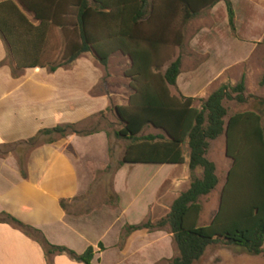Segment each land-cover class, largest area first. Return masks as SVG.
I'll use <instances>...</instances> for the list:
<instances>
[{
  "label": "crops",
  "instance_id": "obj_1",
  "mask_svg": "<svg viewBox=\"0 0 264 264\" xmlns=\"http://www.w3.org/2000/svg\"><path fill=\"white\" fill-rule=\"evenodd\" d=\"M230 2L234 27L221 0L185 24L181 44L169 35L162 51L170 56L163 70L181 57L171 93L193 97L196 108L222 84L246 77L245 64L253 69L264 59V0ZM78 3L0 0V214L39 231L0 221V264H87L76 255L89 247L92 264H166L177 256L170 226H131L155 224L171 211L190 186V151L183 145L181 164L122 163L127 143L111 142L107 128L89 127L110 106L128 104L131 58L120 34L138 29L119 16L118 3L117 18L97 30L101 40L84 49ZM99 55H109L106 65ZM110 69L123 73L121 83L106 78ZM67 124L96 130L39 134ZM217 210L204 223L202 205L199 223L209 224ZM41 236L76 255L47 254Z\"/></svg>",
  "mask_w": 264,
  "mask_h": 264
},
{
  "label": "trees",
  "instance_id": "obj_2",
  "mask_svg": "<svg viewBox=\"0 0 264 264\" xmlns=\"http://www.w3.org/2000/svg\"><path fill=\"white\" fill-rule=\"evenodd\" d=\"M24 1V0H23ZM221 0H79V25L84 41L83 48H92L101 39L97 33L103 20L118 16V3L123 6L119 16L126 25L134 22L137 32H129L120 48L129 53L131 67L125 74L130 78L133 90L127 105H112L107 110L116 113L121 127L115 131L119 139L127 141L122 163L181 164L184 162L183 145L190 149V186L174 201L171 211L157 224L151 222L131 226L163 227L169 225L178 249V255L167 264H195L208 246L216 243L243 248L252 255L264 254V128L261 107L264 99L255 97L259 110L248 109L228 115L225 100L244 103L245 77L236 85L222 84L201 103L194 106L193 97L171 93L180 73L181 57L163 66L170 56L162 54L169 43L171 24L178 11H182V23L186 24L204 9ZM227 3L229 21L234 27V10ZM150 28V30H145ZM178 44L182 31L172 35ZM74 57H72L73 59ZM109 55H99L106 65ZM55 67L51 66V70ZM264 85V77L261 81ZM264 109V107L262 108ZM105 114L104 112L100 113ZM147 127L158 133L144 134ZM68 130L81 131L75 124L43 129L39 134L61 133ZM225 137V154L232 160L226 181L220 194L218 210L211 222L199 224L202 212L201 198L218 185L216 163L207 156L211 142ZM35 137L29 141H34ZM7 219L21 228L39 234L37 229L13 216L0 214V221ZM47 254L75 252L63 246L49 243L43 236ZM93 247L76 255L92 264Z\"/></svg>",
  "mask_w": 264,
  "mask_h": 264
},
{
  "label": "rangeland",
  "instance_id": "obj_3",
  "mask_svg": "<svg viewBox=\"0 0 264 264\" xmlns=\"http://www.w3.org/2000/svg\"><path fill=\"white\" fill-rule=\"evenodd\" d=\"M150 1V0H149ZM176 30H181L185 32V24L182 23V11H178L175 18L172 21L171 29L169 35H174ZM189 31V30H188ZM187 32V31H186ZM264 49V48H263ZM176 58V57H174ZM253 69H251L248 65L245 64V74L246 78V91L245 96L248 100L244 103H239L236 100H225V106L228 109V115H231L237 111H243L248 109L259 110L258 104L255 102V97L264 99V85L261 84V81L264 77V59L262 62L254 63ZM112 69L107 71L106 78L110 79L114 83H121V78H123V73H113ZM241 80H238L235 84L239 83ZM123 100H127L126 97ZM197 106H201L200 102L196 103ZM264 106L261 107L262 113V125L264 128ZM105 118L101 122V118L99 117L100 123L92 124L91 128H107L111 134V142L117 143L118 145H124L127 143L126 140H122L116 137L115 131L121 127V122L118 119L117 115L113 111H108L104 114ZM147 133H158L152 127H147L143 132ZM59 133H52L50 136H44L43 139H47L48 137L56 136ZM40 136V135H39ZM41 139V140H43ZM185 151H190L188 144H184ZM208 158L216 163L218 175L221 178V182L216 187V190L210 195H206L201 198V203L204 207V213L202 220L204 223H207L209 220L210 211L212 212L218 208L220 202V194L223 184L226 180L227 170L230 168L232 160L226 156L225 154V140L224 136H220L218 139L211 142L210 148L207 154ZM184 185L183 188H185ZM167 214L161 215L158 217L155 224H157L162 218H164ZM203 224V223H199ZM204 225V224H203ZM177 255L178 249L175 244ZM168 261L166 262V264ZM195 264H264V254L252 255L247 253L243 248L237 247L234 245H226L223 243L212 244L207 247L203 256L195 262Z\"/></svg>",
  "mask_w": 264,
  "mask_h": 264
}]
</instances>
